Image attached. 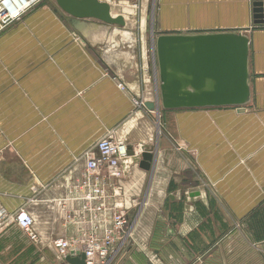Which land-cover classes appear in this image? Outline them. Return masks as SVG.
Listing matches in <instances>:
<instances>
[{"label":"crops","instance_id":"crops-1","mask_svg":"<svg viewBox=\"0 0 264 264\" xmlns=\"http://www.w3.org/2000/svg\"><path fill=\"white\" fill-rule=\"evenodd\" d=\"M99 1L125 24L73 26L44 0L0 32V204H28L45 239L70 234L60 199L84 154L113 133L154 158L150 170L128 159L112 187L134 239L117 241L107 264H264V24H254L253 1L150 0L149 23L142 9L134 19L141 0ZM223 34L247 38L246 87L237 103L211 104L221 62L206 38ZM160 36L165 80L189 104L160 101ZM229 79L222 92L237 95L236 72ZM149 102L164 113L161 128ZM23 255L69 264L51 250Z\"/></svg>","mask_w":264,"mask_h":264},{"label":"built area","instance_id":"built-area-1","mask_svg":"<svg viewBox=\"0 0 264 264\" xmlns=\"http://www.w3.org/2000/svg\"><path fill=\"white\" fill-rule=\"evenodd\" d=\"M42 1L0 0V32ZM134 102L136 108L144 107L142 100ZM129 147L123 138L108 133L84 154L80 173L68 182L66 194L60 199L63 226L72 227L70 234L45 239L28 204L15 210L0 204V235L15 224L31 242H49L60 260L74 250L85 255V264H107L115 243L131 235L128 210L115 204L116 195L111 191L115 181L123 176L127 160L139 157L134 150L133 157L129 155ZM33 202L31 198L27 203Z\"/></svg>","mask_w":264,"mask_h":264},{"label":"water","instance_id":"water-1","mask_svg":"<svg viewBox=\"0 0 264 264\" xmlns=\"http://www.w3.org/2000/svg\"><path fill=\"white\" fill-rule=\"evenodd\" d=\"M58 6L68 13L72 18L70 19L73 26H77L78 18H96L109 24L124 25L125 21L121 15L113 16L110 13V5L107 2L99 0H55ZM252 12L254 24H264V0H252ZM166 37L160 36L157 41V52L159 56L160 70H161V82L163 92L161 93L162 103L164 107L185 105L191 103V98L177 95V87L175 82H168L165 80V66L162 61L165 57V41ZM210 43H215L218 49V59L220 65H218V96L207 94L205 99L211 104H224L231 103L233 100L235 103L240 101L241 94L246 87V62L248 52L247 38L242 34H223L218 37L206 38ZM212 41V42H211ZM222 60V61H221ZM232 72H236L238 85L240 86L237 95L231 96L222 92V88L229 89L234 81H231L230 76ZM228 78V79H224ZM197 84V81L194 82ZM149 111L154 110L157 112L158 108L154 103L145 104ZM157 109V110H156ZM128 154L133 157L134 151L128 150ZM154 154L150 151H142L140 157H133L134 162H138V166L144 170H150L152 167ZM64 260L69 264H85V255L82 252H75L70 250Z\"/></svg>","mask_w":264,"mask_h":264},{"label":"rangeland","instance_id":"rangeland-1","mask_svg":"<svg viewBox=\"0 0 264 264\" xmlns=\"http://www.w3.org/2000/svg\"><path fill=\"white\" fill-rule=\"evenodd\" d=\"M129 1H130V4L134 6L136 0H129ZM147 1L144 2V0H141V3L136 7L139 14L137 13V15H133L135 16L134 19L140 20V14H141V9H142V10H145V12L148 11L147 21H146V18L144 21L146 23H149V14L151 12V6H150V0H147ZM162 84H163L162 82H159V86H158L159 93H160L159 97H160L161 102H162L161 93L163 92ZM153 115H155L154 119L156 123L158 120L159 126L161 128V122L163 124L164 113L161 112V110L158 112V114L154 111ZM11 226L4 235L0 236V264H23V261L27 260V257H25L23 254L26 250H29V249L31 250L38 249L40 251L51 250L54 253L55 260L57 262L58 260H60L56 256L52 246L49 245L50 244L49 242L42 241V242L33 243L26 237L24 233H22V231H20V229L15 224H12ZM128 228H129V225H128ZM131 238L134 239V233L133 235L131 233ZM152 257L155 258V256H152ZM41 258L42 257L37 256L35 260H40Z\"/></svg>","mask_w":264,"mask_h":264},{"label":"bare ground","instance_id":"bare-ground-1","mask_svg":"<svg viewBox=\"0 0 264 264\" xmlns=\"http://www.w3.org/2000/svg\"><path fill=\"white\" fill-rule=\"evenodd\" d=\"M157 125H158V123H157Z\"/></svg>","mask_w":264,"mask_h":264}]
</instances>
